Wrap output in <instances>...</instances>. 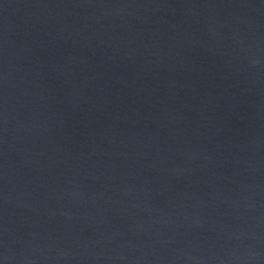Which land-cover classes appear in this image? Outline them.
<instances>
[{"label": "water", "instance_id": "1", "mask_svg": "<svg viewBox=\"0 0 264 264\" xmlns=\"http://www.w3.org/2000/svg\"><path fill=\"white\" fill-rule=\"evenodd\" d=\"M0 264H264V0H0Z\"/></svg>", "mask_w": 264, "mask_h": 264}]
</instances>
